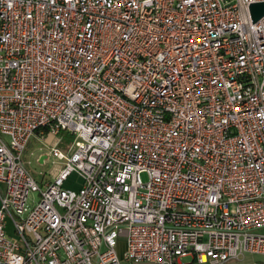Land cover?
Instances as JSON below:
<instances>
[{"label": "built area", "instance_id": "1", "mask_svg": "<svg viewBox=\"0 0 264 264\" xmlns=\"http://www.w3.org/2000/svg\"><path fill=\"white\" fill-rule=\"evenodd\" d=\"M262 2L0 0V264L264 256Z\"/></svg>", "mask_w": 264, "mask_h": 264}, {"label": "rangeland", "instance_id": "2", "mask_svg": "<svg viewBox=\"0 0 264 264\" xmlns=\"http://www.w3.org/2000/svg\"><path fill=\"white\" fill-rule=\"evenodd\" d=\"M60 144L58 148L62 151V153L66 154L68 151L69 146L73 142V137L70 136L68 133H61L60 136ZM52 140V137L46 136V139L44 141H39L36 139H33L29 146L26 149L24 160L27 169L30 171L34 179L38 182L43 181H50L53 178V172L55 166H60L63 164L62 161H58L54 159L53 157L49 156L47 159H45L44 163H40L39 160L42 156H46L49 151V144ZM141 179L143 182L146 181L147 177L146 174H141ZM82 179L80 175L76 172L71 173L66 181L64 182L63 187L70 190H78L81 187ZM32 200L37 201L38 195L31 194L29 197V204L31 205ZM7 232L8 234L12 235L13 230L10 222L8 221L7 226ZM259 235H264V229H260L256 231ZM190 259L189 258H183L182 262L186 263ZM264 264V256L260 255H249L246 254L244 258H241L237 261H232L228 264ZM145 264V263H140Z\"/></svg>", "mask_w": 264, "mask_h": 264}, {"label": "water", "instance_id": "3", "mask_svg": "<svg viewBox=\"0 0 264 264\" xmlns=\"http://www.w3.org/2000/svg\"><path fill=\"white\" fill-rule=\"evenodd\" d=\"M250 16L253 23H256L262 17H264V2L252 4L249 7ZM45 156L41 157L39 162L42 164Z\"/></svg>", "mask_w": 264, "mask_h": 264}, {"label": "crops", "instance_id": "4", "mask_svg": "<svg viewBox=\"0 0 264 264\" xmlns=\"http://www.w3.org/2000/svg\"><path fill=\"white\" fill-rule=\"evenodd\" d=\"M0 188L3 189V186H0ZM119 247H120V249H123V243H120V246Z\"/></svg>", "mask_w": 264, "mask_h": 264}, {"label": "trees", "instance_id": "5", "mask_svg": "<svg viewBox=\"0 0 264 264\" xmlns=\"http://www.w3.org/2000/svg\"><path fill=\"white\" fill-rule=\"evenodd\" d=\"M63 133H66V132H63Z\"/></svg>", "mask_w": 264, "mask_h": 264}]
</instances>
